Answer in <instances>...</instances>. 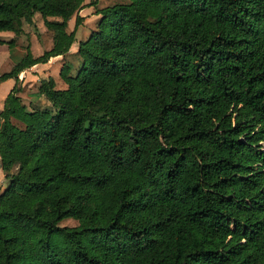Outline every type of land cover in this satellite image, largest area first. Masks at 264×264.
I'll return each instance as SVG.
<instances>
[{
  "label": "trees",
  "instance_id": "1",
  "mask_svg": "<svg viewBox=\"0 0 264 264\" xmlns=\"http://www.w3.org/2000/svg\"><path fill=\"white\" fill-rule=\"evenodd\" d=\"M85 6L0 0V33L39 14L53 42L0 74V264H264V0L96 9L66 89L27 107L18 76L69 52Z\"/></svg>",
  "mask_w": 264,
  "mask_h": 264
},
{
  "label": "rangeland",
  "instance_id": "2",
  "mask_svg": "<svg viewBox=\"0 0 264 264\" xmlns=\"http://www.w3.org/2000/svg\"><path fill=\"white\" fill-rule=\"evenodd\" d=\"M91 1L93 0H85L86 6L83 8V21L87 18L89 19L85 24L80 25V30H78V35L77 37L79 40L83 37V39L86 38V36L89 35V33L95 29L96 26V19L94 18L95 11L96 9L104 8L106 6L113 5L115 3L121 2V0H98L97 4H93L92 6L88 5ZM81 12H79V15ZM74 17H72L68 21L67 25V32H71L74 26ZM16 29H19L16 31V34H12L11 36H6V37H12V38H7L8 40H14V47L12 49L13 52H15L16 55L13 54L11 61H13V58H17L18 54H21V49L23 50L21 55H24L26 53V50L29 49V51L32 53L35 52H42L43 54L45 51H49L51 49L50 44L52 41V32L49 31L43 24L42 19L40 16H37V18L30 19L26 18V20L23 21L19 26H15ZM82 39V40H83ZM15 49V51H14ZM49 49V50H48ZM74 54L71 55V59L68 62L69 63V69H70V75L74 76L80 67L81 64V59L78 56L77 53L73 52ZM41 54H36V55H41ZM33 56V55H32ZM63 65V64H62ZM59 65L53 66L49 72L50 75L49 77H54L58 83H60V77L58 76L59 70H58ZM46 75V73H45ZM20 76V75H19ZM39 80L35 83L38 84L39 86ZM21 87V84H19ZM33 84H30L28 87H25L24 89V95H26L28 98H32L34 96V103H35V108H43L44 107V102L43 99H39L38 96H40L37 88L32 87ZM56 89H59L57 85H55ZM30 92V93H29ZM23 93V92H22ZM24 99L25 96H22ZM45 101V99H44ZM24 104L27 106V102H24ZM34 106V105H33ZM61 227H75L77 226V222L74 220H64L60 223Z\"/></svg>",
  "mask_w": 264,
  "mask_h": 264
},
{
  "label": "crops",
  "instance_id": "3",
  "mask_svg": "<svg viewBox=\"0 0 264 264\" xmlns=\"http://www.w3.org/2000/svg\"><path fill=\"white\" fill-rule=\"evenodd\" d=\"M83 11L84 10L80 11L81 12V14H80L81 17H84ZM37 16H40V15L39 14H35L32 17L31 16H27V17H25L23 19V21L26 20V18H30V19L37 18ZM40 18H41V16H40ZM94 18L97 21L98 16H94ZM49 20H53V19H49ZM88 20L89 19L86 18L82 22V24H85ZM23 21H22V23H23ZM15 26L13 27L14 30L18 31L19 29H16ZM78 30H80V26L78 27V29L76 31V35H75L76 43H74L72 45L71 49L69 50V52L67 54H65L64 56H58V57L51 58L46 64H37V65L25 70L24 72H22L20 74V76H18L19 77V84H21V92L19 93V96H20L23 104H24V102H27V107H29V108L30 107H35V103L33 102L34 101V96L32 98H28L26 95H24V90H26L24 88L28 87L30 84H33L32 85L33 88L38 87V84H35L38 80L40 81V80H47L49 78H52L54 83H55V85L58 86V88H59L58 90L66 89V84L61 80V78L59 79L60 83H58V81H56V79L54 77H49V75H50L49 73H51V72H49V70L55 65H59L58 70H60L62 64H66V65L69 66L68 62L71 59V55L74 54L73 52L77 53V44H78V42L80 40L83 39V37H82L79 40V38L77 37ZM12 34H14V32H1L0 33V39L7 43V42L11 41V40H8L7 38H12V37H6V36H11ZM52 45H53V42L51 41V44H50L49 47L52 48ZM12 49L13 48H11V49L8 48L7 44L0 45V74L8 73L11 70L12 66L14 64H16L17 62H19L20 59L23 56V55H21L22 52H23V50L21 49V51H22L21 54H18V57L17 58L14 57L13 61H11L13 54L16 55L15 52L12 51ZM14 51H15V49H14ZM32 53H33L32 55H33L34 58L39 57V56L42 55L41 54L42 52L41 53L40 52L35 53V52L32 51ZM36 54H41V55H36ZM45 73H46V75H45ZM58 76H59V74H58ZM14 84L15 83H14L13 79H8V80H6V81H4V82H2L0 84V111L3 108V102H4L5 98H6V96L11 91V89L14 86ZM22 96H25L26 99H24ZM38 98L42 99L43 97L40 95V96H38ZM43 102H44V107L49 106L48 102L44 101V99H43ZM6 186H7V180L5 179L4 173L2 171V168L0 167V193L6 188Z\"/></svg>",
  "mask_w": 264,
  "mask_h": 264
}]
</instances>
